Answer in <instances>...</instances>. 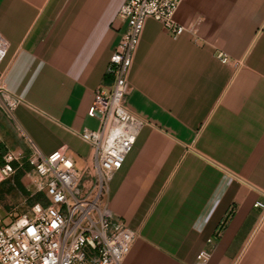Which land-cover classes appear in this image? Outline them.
<instances>
[{
	"label": "crops",
	"instance_id": "crops-1",
	"mask_svg": "<svg viewBox=\"0 0 264 264\" xmlns=\"http://www.w3.org/2000/svg\"><path fill=\"white\" fill-rule=\"evenodd\" d=\"M126 0H0V72L20 98L0 106V146L61 150L78 167L79 132L125 30ZM173 37L147 18L126 105L145 120L108 184L107 204L135 231L123 264H264V0H181ZM224 52L229 61L222 62ZM210 239V241H209Z\"/></svg>",
	"mask_w": 264,
	"mask_h": 264
},
{
	"label": "built area",
	"instance_id": "built-area-1",
	"mask_svg": "<svg viewBox=\"0 0 264 264\" xmlns=\"http://www.w3.org/2000/svg\"><path fill=\"white\" fill-rule=\"evenodd\" d=\"M180 2L126 0L121 5L119 15L126 27L106 67L112 81L108 88L96 89L87 110L98 125L79 132L91 146L90 163L78 167L61 150L44 154L27 138L30 184L42 199L26 213H9L8 220L0 213V264H123L135 231L110 210L108 184L145 124L126 105L128 74L147 18L158 20L173 37L185 30L174 20ZM7 47L0 35V63ZM218 57L229 61L224 52ZM20 101L7 90L0 72V106L11 114ZM3 157L0 180L10 175L11 162L17 159L10 153ZM254 205L264 207V202ZM210 255L209 249H201L192 264H208Z\"/></svg>",
	"mask_w": 264,
	"mask_h": 264
},
{
	"label": "rangeland",
	"instance_id": "rangeland-1",
	"mask_svg": "<svg viewBox=\"0 0 264 264\" xmlns=\"http://www.w3.org/2000/svg\"><path fill=\"white\" fill-rule=\"evenodd\" d=\"M7 153L17 157L11 164L13 171L0 180V213L8 220L9 213H26L36 200L42 199L30 184V165L26 158L28 153H16L5 146H0V166ZM32 174V173H31Z\"/></svg>",
	"mask_w": 264,
	"mask_h": 264
},
{
	"label": "trees",
	"instance_id": "trees-1",
	"mask_svg": "<svg viewBox=\"0 0 264 264\" xmlns=\"http://www.w3.org/2000/svg\"><path fill=\"white\" fill-rule=\"evenodd\" d=\"M40 196H42V193H40Z\"/></svg>",
	"mask_w": 264,
	"mask_h": 264
}]
</instances>
